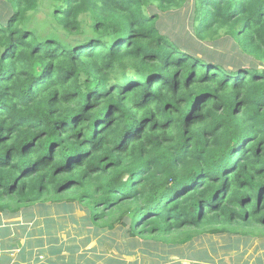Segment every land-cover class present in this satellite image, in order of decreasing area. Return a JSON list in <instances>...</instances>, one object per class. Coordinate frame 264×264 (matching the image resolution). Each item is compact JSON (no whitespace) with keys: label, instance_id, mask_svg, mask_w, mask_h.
Instances as JSON below:
<instances>
[{"label":"trees","instance_id":"16d2710c","mask_svg":"<svg viewBox=\"0 0 264 264\" xmlns=\"http://www.w3.org/2000/svg\"><path fill=\"white\" fill-rule=\"evenodd\" d=\"M188 4L0 0V214L75 203L132 239L264 237V0ZM183 7L186 36L263 69L163 32Z\"/></svg>","mask_w":264,"mask_h":264},{"label":"rangeland","instance_id":"374dc122","mask_svg":"<svg viewBox=\"0 0 264 264\" xmlns=\"http://www.w3.org/2000/svg\"><path fill=\"white\" fill-rule=\"evenodd\" d=\"M190 4L192 0H189ZM160 15L166 26L163 32L174 34L177 36L174 39L182 43L196 42L191 35L186 36L192 30L188 7L161 12ZM35 17L41 19L42 13ZM192 45L189 48L196 53L206 51L203 49L223 52V57L216 56L221 63L229 60L225 55H232L242 58L246 67L255 63L263 69L262 65L239 54L237 48L231 49L230 42L219 41L215 45V42L197 40ZM67 205L64 209L62 205L32 204L20 211L24 225L33 234L29 238L35 241L37 237L38 243L48 244L50 248L44 251L47 256H43V260L49 258L52 246L56 249L53 252L59 253V258L53 261L49 258L48 264H264V237L199 234L186 244L175 246L165 241L132 239L120 227L111 231L96 228L82 208L75 203ZM11 208L16 206L12 204Z\"/></svg>","mask_w":264,"mask_h":264},{"label":"crops","instance_id":"0c3cea01","mask_svg":"<svg viewBox=\"0 0 264 264\" xmlns=\"http://www.w3.org/2000/svg\"><path fill=\"white\" fill-rule=\"evenodd\" d=\"M21 218L24 219L22 214H0V264H48L49 258L51 261L59 258L52 246L49 258L43 260L47 256L44 251L50 250L48 244L38 243L37 237L32 241L29 236L33 234Z\"/></svg>","mask_w":264,"mask_h":264}]
</instances>
